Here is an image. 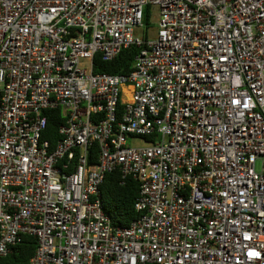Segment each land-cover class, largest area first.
I'll return each mask as SVG.
<instances>
[{
  "label": "built area",
  "instance_id": "obj_1",
  "mask_svg": "<svg viewBox=\"0 0 264 264\" xmlns=\"http://www.w3.org/2000/svg\"><path fill=\"white\" fill-rule=\"evenodd\" d=\"M25 235L29 264H264V0H0V263Z\"/></svg>",
  "mask_w": 264,
  "mask_h": 264
},
{
  "label": "trees",
  "instance_id": "obj_2",
  "mask_svg": "<svg viewBox=\"0 0 264 264\" xmlns=\"http://www.w3.org/2000/svg\"><path fill=\"white\" fill-rule=\"evenodd\" d=\"M151 6L146 8L145 23L150 19ZM138 52L137 46H130L113 60L105 61L100 54L94 58L95 72L127 73L132 69L134 56ZM49 124L45 137L51 138L54 142L57 138V128L63 121L62 110H49ZM92 151V148H91ZM98 151L97 144L93 152ZM104 208L110 214L114 224L127 226L138 216L134 201L139 192V182L132 176L122 178L118 170L107 173L101 186ZM36 238L33 235H25L23 242L5 256L0 264H29L31 256L36 248Z\"/></svg>",
  "mask_w": 264,
  "mask_h": 264
},
{
  "label": "rangeland",
  "instance_id": "obj_3",
  "mask_svg": "<svg viewBox=\"0 0 264 264\" xmlns=\"http://www.w3.org/2000/svg\"><path fill=\"white\" fill-rule=\"evenodd\" d=\"M159 27V10L157 7L152 8V12L150 13V19L148 23L146 22L143 27H139L137 29V33L142 36L144 33L147 34L149 38H153L157 34V30ZM134 144L136 145H146L148 144L147 140L144 137H135Z\"/></svg>",
  "mask_w": 264,
  "mask_h": 264
}]
</instances>
